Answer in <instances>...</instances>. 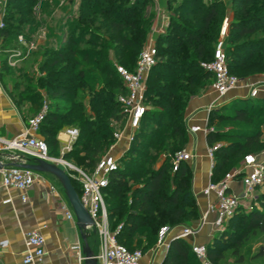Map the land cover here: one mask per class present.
<instances>
[{"label":"trees","instance_id":"16d2710c","mask_svg":"<svg viewBox=\"0 0 264 264\" xmlns=\"http://www.w3.org/2000/svg\"><path fill=\"white\" fill-rule=\"evenodd\" d=\"M25 1L24 5L30 8L15 7L17 0L8 1L7 7L11 4L13 7L9 8L11 12L7 8V27L0 32V39L10 38L16 34L17 28L28 22L31 26L38 0ZM174 2L170 0V6ZM229 2L233 10L225 51L230 72L238 77L264 74V0ZM224 4L223 0H184L174 8L175 15L167 32L158 38V60L147 80L149 109L129 149L120 158V168L110 175L105 190L110 227L117 231L118 241L131 250L142 244L144 252L155 245L158 231L164 224L181 226L186 219L195 218L197 221L200 217L201 211L192 188V167L187 161L174 165L173 160L175 153L184 149L188 140L185 120L191 98L214 80L213 74L201 63L213 59L220 22L225 16ZM119 11L124 15H117ZM154 15L147 10L146 4L141 5V0H81L75 17L78 30H95V38L87 39L89 44L113 49L121 60H128L131 64L132 55L145 47ZM9 21H15V25H10ZM103 29L112 32L110 39L100 34ZM257 31H261L260 37H251ZM26 40L30 42V39ZM60 44L41 66L48 80L46 92L53 101L48 106L39 136L47 144L50 142V153L57 156L56 152L60 151L58 133L65 126L77 128L78 137L64 158L68 161L72 158L84 169L93 170L116 142L114 133L117 125L122 127L126 121L118 100V96L126 92V87L111 59L97 60L103 54L102 50L80 48L75 33L66 34ZM137 61L128 69L134 71ZM40 107L39 103L32 104L34 110ZM222 110L231 113L225 114ZM263 112L264 105L253 110L225 105L211 113L207 141L210 147L219 144L213 152V181L224 177L221 173L232 160L242 157L243 162L251 150L264 146L260 137L264 117H259ZM225 120L246 125L221 130L214 124ZM159 161L162 163L157 167ZM71 179L81 195L82 184L78 189L75 177L71 176ZM258 202L259 207L240 209L227 222L232 228L244 227L242 235L226 229L214 235L211 242H204L212 264L223 259L224 246L231 243L233 237L238 236L237 246H240L251 229L264 231V191L259 194ZM238 214L243 222L234 223L233 219ZM135 235L138 236L136 239ZM233 254H238L236 247ZM262 255L264 247L259 253ZM163 264L202 262L193 253L191 240L181 238L171 242Z\"/></svg>","mask_w":264,"mask_h":264},{"label":"built area","instance_id":"2783aa9c","mask_svg":"<svg viewBox=\"0 0 264 264\" xmlns=\"http://www.w3.org/2000/svg\"><path fill=\"white\" fill-rule=\"evenodd\" d=\"M8 1L0 0V32L7 27L5 17ZM229 25L230 18L226 16L221 25L220 37L215 44L213 59L201 63L214 76L212 86L218 94L216 101L225 97L240 82V78L230 72L227 62L225 50ZM19 40H24V37L20 35ZM157 60L158 50L156 44L150 42L140 53L134 71L124 66H116L117 73L126 87V92L118 96L126 121L122 127L118 125L114 133L116 142L111 146L109 152L98 160L93 170L84 171L64 158V152L71 150L72 142L78 137L79 130L77 128L66 129L68 144L63 149L62 156L57 157L50 153L46 140L39 136L41 124L47 113V106H44L39 112L29 118L23 134L13 138L0 137V154L8 153L12 162L11 165H5L0 161V193L2 189L9 191L17 189L20 191L22 201H27L26 191L36 182L39 172L19 165L31 160L43 159L58 164L73 177L76 176V173L79 174L77 178L82 184L80 199L94 220V224L87 229H93L100 239V252L95 255L98 264H142L143 251L141 249L131 250L120 243L116 236L117 231L111 229L109 212L105 201V190L109 185L110 175L120 168V158L116 157L112 150L116 143L122 139L126 125L132 131L130 135V140L132 141L135 132L140 127L142 118L149 109V105L146 102L147 80ZM258 92L259 87L254 86L250 93L251 97H256ZM187 130L189 133H196L201 130V126L193 125ZM204 130L207 132L209 129L205 128ZM218 146L219 144H216L208 149V154L212 160V169L214 164L213 152ZM193 159L194 154L181 149L175 153L174 161L175 164H178L181 161L189 162ZM259 189L260 192L261 189L262 191L264 189V150L246 154L242 164L227 172L222 179L218 181L211 179L204 187L203 193L209 197L213 195L214 200L208 204L205 211L201 212L199 223L190 226H161L158 231L157 246H164L173 231H176L175 238L177 239H191L209 222L212 224L214 232L221 231L240 209L251 210L253 208L252 205L256 202ZM12 203L13 196L10 193L0 201V204L4 205ZM63 209L65 217L77 224L73 208L65 204ZM211 215L213 216L212 219L210 218ZM7 245V241H0V247H6ZM45 247L46 238L41 230L28 231L25 235L24 263L35 264L40 261L45 255ZM72 249L77 254L78 259L83 262L85 255L82 244L76 242ZM192 251L202 264H212L208 258L206 243L192 242Z\"/></svg>","mask_w":264,"mask_h":264},{"label":"crops","instance_id":"0c3cea01","mask_svg":"<svg viewBox=\"0 0 264 264\" xmlns=\"http://www.w3.org/2000/svg\"><path fill=\"white\" fill-rule=\"evenodd\" d=\"M159 6L160 10L164 8L162 4ZM2 62L0 54V137L13 138L24 133L31 113H26L15 103L4 80ZM239 78L238 86L219 101H216L218 94L210 84L191 98L186 109L187 129L193 125L201 126V130L188 134L184 148L194 154V159L189 161L193 170L192 188L201 212L205 211L208 204L214 200L213 195L209 197L203 193L204 187L212 177V160L208 154L210 146L207 141L211 113L225 105L250 110L264 105V74L259 73ZM254 86L259 87V92L256 97H251L250 93ZM205 128L209 130L206 132ZM218 129L226 130L228 127ZM131 134L130 127L126 125L122 139L116 143L112 150L116 157L121 158L129 149ZM57 138L60 141V154L57 157H60L68 144L66 130H61ZM65 153L66 151L64 155ZM0 161L5 165L12 164L8 153L0 154ZM31 162L34 161L27 163ZM9 193L13 196V203L0 204V241L8 242L6 247H0V264H25L23 261L25 235L34 229L41 230L46 238L45 255L35 264H85V260L81 262L72 249L76 242H80L84 247L81 230L78 223L76 224L65 217L63 205L71 206V204L64 188L54 175L39 172L36 182L26 191L28 199L25 202L22 201L20 191L17 189L10 191L2 189L0 201ZM210 218L212 219L213 216L211 215ZM199 220L200 217L193 225H197ZM91 232V228L86 230L87 241L96 255L100 250V243L96 239H91ZM213 234L214 228L209 222L190 240L196 243L208 242ZM175 235L176 231H173L164 246L159 247L156 243L147 248L143 252L142 264H163L171 242L177 239Z\"/></svg>","mask_w":264,"mask_h":264},{"label":"rangeland","instance_id":"374dc122","mask_svg":"<svg viewBox=\"0 0 264 264\" xmlns=\"http://www.w3.org/2000/svg\"><path fill=\"white\" fill-rule=\"evenodd\" d=\"M134 1V0H131ZM170 0H154V2L146 3L145 0H141V5L146 4L147 10L151 13L154 12V17L152 18V29L148 35V39L144 46L148 45L150 42L157 44L158 38L160 35L164 34L168 30V26L171 22V18L175 15L174 8H176L179 4L183 3L184 0H175L173 4H169ZM224 1V9L225 16L222 18L220 22V29L223 23V20L226 16L232 18V10L233 5L230 0ZM27 2L25 0H17L16 6L27 7L25 6ZM81 3V0H38V3L34 6V14H33V22H29L22 25L21 28L16 29V34L11 36L10 38H2L0 39V54L2 57V71L5 83L8 86V90L11 92V95L19 108L27 112H30L32 115L39 112L44 106H49V104L53 101L51 96L46 92V84L48 80H46V72L41 70V66L46 64L47 57L51 55L54 51H56L60 47V42L64 39V36L68 33H75L78 39V46L82 49H96L102 50L103 54L98 56L97 60L105 61L107 58L111 59L115 67L116 66H124L126 68H130V66L134 65L143 48L139 50L137 53L132 55L131 64L128 60H121V56H117L115 51L110 48H102L99 44H89L87 39L95 38L93 36V32L95 30L91 28L89 32L86 29L78 30L76 23L77 18L75 15L78 14V7ZM159 4H162L164 8L160 10ZM15 5V4H14ZM13 7V4L10 5V9ZM8 8V7H7ZM8 8V10H9ZM7 10V11H8ZM10 11V10H9ZM12 11V10H11ZM10 11V12H11ZM33 11V10H32ZM126 13H130L127 11ZM117 15L123 16L124 12L119 11L116 12ZM72 17V18H71ZM101 19V18H100ZM10 25H15V21H9ZM100 34L110 39L112 32L108 30H100ZM22 35L24 40H19V36ZM261 35V31H257L255 34L251 35L253 38H258ZM220 37V35H219ZM26 38L30 39V42L26 40ZM99 43V42H98ZM131 66V67H132ZM112 73L114 70L112 69ZM33 103H39L41 107L37 110L32 108ZM222 113L228 114L231 113L229 110H222ZM259 117H264V112L259 114ZM123 124V123H122ZM125 124V122H124ZM214 124H217L218 127L222 129H226L227 127H243L246 124L241 122H231V121H215ZM118 126V125H117ZM213 127H217L214 126ZM71 128V126H65L64 131L66 129ZM262 131L261 139L264 141V124L260 126ZM220 138L217 139L219 141ZM227 140V139H225ZM76 141V140H75ZM72 142V148L74 145ZM49 147L52 149L50 142H48ZM71 148V149H72ZM264 150V146L258 149H253L250 153L258 152ZM71 151V150H70ZM56 152V150H55ZM69 152V151H67ZM109 152V151H108ZM60 154V151L56 152ZM123 157V156H122ZM162 160V159H160ZM70 162L84 171H90V169H84L77 162H75L72 158ZM242 157L238 159H234L231 161L230 165L227 169H225L221 176H225V174L235 167L241 165ZM162 162L159 161L157 167L160 166ZM172 161L170 162V164ZM175 165V161L173 160ZM76 186L80 189L81 181L77 178L79 174L76 173ZM264 191V189H263ZM261 189L257 191L258 193L263 192ZM258 193L256 202L252 205L253 207H259L258 202ZM259 193V194H260ZM238 216V217H237ZM236 218L233 219V222L241 223L243 219L240 218V214H238ZM196 221L195 218L186 219L182 222L183 225H191ZM164 225H172V224H164ZM244 228V227H243ZM243 228L231 227V224H227L221 231L214 232L213 236L209 238L208 242H211L214 235L225 231L226 229H231L238 236L242 235ZM204 229L202 230V232ZM92 240L96 239L98 243H100V239L97 233L92 229ZM233 237L230 242L226 244L225 251L223 252V259L218 264H264V255L259 256V253L264 247V231H260L258 229H251L248 234L246 233L244 238L242 239V244L237 246V237ZM138 236L135 235V239ZM136 241V240H134ZM143 241H145L143 239ZM156 241V240H155ZM227 241V240H226ZM229 241V240H228ZM128 245V244H127ZM129 246V245H128ZM236 247L238 249V254H233V248ZM138 249H142V244L137 246ZM100 252V250H99ZM98 252V253H99ZM242 258V259H240ZM240 260V261H239ZM194 261V260H193Z\"/></svg>","mask_w":264,"mask_h":264},{"label":"water","instance_id":"95a60500","mask_svg":"<svg viewBox=\"0 0 264 264\" xmlns=\"http://www.w3.org/2000/svg\"><path fill=\"white\" fill-rule=\"evenodd\" d=\"M19 166L29 168L37 172L50 173L59 180L75 212L78 227L81 230V237L84 241L83 253L85 255V264H98L95 253L87 241L88 233H86L87 228L94 224V220L81 202L80 195L73 185L71 175L58 164L51 163L43 159H36L34 162L20 164Z\"/></svg>","mask_w":264,"mask_h":264}]
</instances>
